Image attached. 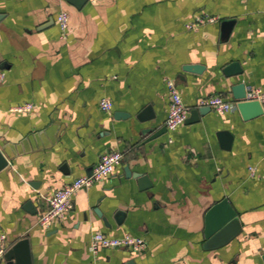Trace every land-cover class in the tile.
Masks as SVG:
<instances>
[{
    "label": "crops",
    "instance_id": "obj_1",
    "mask_svg": "<svg viewBox=\"0 0 264 264\" xmlns=\"http://www.w3.org/2000/svg\"><path fill=\"white\" fill-rule=\"evenodd\" d=\"M203 15L216 21L186 29ZM0 69V235L26 242L27 264H264V104L198 108L264 93V0H0ZM165 78L189 110L171 133ZM24 104L30 112H9ZM109 152L122 154L113 174L37 226L51 194ZM224 199L240 232L205 250L206 212ZM93 234L141 238L146 250L92 255Z\"/></svg>",
    "mask_w": 264,
    "mask_h": 264
},
{
    "label": "built area",
    "instance_id": "obj_2",
    "mask_svg": "<svg viewBox=\"0 0 264 264\" xmlns=\"http://www.w3.org/2000/svg\"><path fill=\"white\" fill-rule=\"evenodd\" d=\"M102 0H91L96 3ZM112 1V0H108ZM68 14L59 12L56 16V25L60 31L61 39H65L68 29ZM216 18L208 15L195 20V22L187 24L186 29L196 31L204 23L215 22ZM5 79V72L0 69V83ZM168 96V112L163 127L166 132H174L179 126L183 125L187 119L189 112L180 97V92L174 80L165 78L164 80ZM244 101H257L264 104V93L260 89L250 88L245 92ZM99 109L102 112H110L112 104L108 99L102 98L99 101ZM198 108H207L219 115L231 112L235 108V102L227 101L221 96L206 97L198 102ZM32 109L31 104H24L9 109V112L16 114H25ZM122 154L118 152H109L103 154L98 163L94 166L91 174L82 176L72 180L67 185L54 191L47 200V206L36 219V225L47 230L54 221H61L66 215L73 210V198L78 192L90 188L94 183L110 177L114 168L120 164ZM255 176V168H248V177ZM11 247L8 244L5 235H0V264H5L4 256ZM100 249H123L131 253L143 252L146 250V244L141 238L124 236L122 238H108L102 234H93L89 240L87 250L95 255Z\"/></svg>",
    "mask_w": 264,
    "mask_h": 264
},
{
    "label": "water",
    "instance_id": "obj_3",
    "mask_svg": "<svg viewBox=\"0 0 264 264\" xmlns=\"http://www.w3.org/2000/svg\"><path fill=\"white\" fill-rule=\"evenodd\" d=\"M74 6L79 9L87 0H73ZM184 71L201 73L203 68L201 66H185ZM245 92L241 91L240 94L234 96L235 107L242 108L244 102L240 100L244 99ZM239 100V101H237ZM259 104L257 101L253 102ZM247 104V103H245ZM209 112L207 108H199ZM187 122V119L185 123ZM165 132V128H162ZM7 165V160L4 158L0 152V171L4 169ZM204 237L205 242L203 244V249L212 250L222 247L234 237H236L240 232V224L236 217L235 212L231 209L227 200H221L214 206H212L205 215L204 218ZM27 248L26 242L24 240L16 242L12 245L4 256L5 264H13V261H17L18 264H27L26 258Z\"/></svg>",
    "mask_w": 264,
    "mask_h": 264
}]
</instances>
